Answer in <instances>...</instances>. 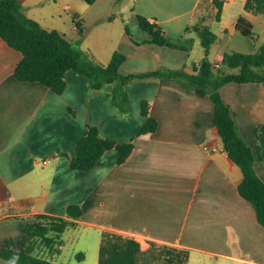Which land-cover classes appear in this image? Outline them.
<instances>
[{
    "label": "crops",
    "instance_id": "1",
    "mask_svg": "<svg viewBox=\"0 0 264 264\" xmlns=\"http://www.w3.org/2000/svg\"><path fill=\"white\" fill-rule=\"evenodd\" d=\"M20 1L28 16L63 32L64 13L70 11L78 20L101 0ZM236 1L225 0L220 21L215 8L214 15H202L203 0H133L128 18L123 8L117 14L111 11V6H118L111 2L106 15L93 25L106 22L105 31L121 21L122 32L113 45L112 38L110 43L96 38L89 49L101 63H108L116 50L125 53L120 66L124 74L161 69L193 72L194 64L206 55L204 51L191 60L194 47L202 46L198 33L187 30L193 25L205 23L211 28L216 21L220 32L229 35V44L238 42L235 51L256 50L239 35L236 21L244 15L255 27L257 19L264 23L260 17L264 14L246 10V0H241L240 10L228 22L225 14L236 8ZM138 15L160 23L169 39L184 48L150 42ZM216 46L217 42L208 53L213 62L220 61L212 60ZM21 58L22 53L0 36V245L13 238L23 247L29 240L23 228L36 214L65 215L68 204L79 203L84 213L64 234L81 223L100 228L95 247L99 259L102 234L109 231L134 237L147 247L155 242L187 249L188 264L193 260L201 264L213 256L264 264V228L254 205L238 191L243 172L224 150L209 95L200 96L178 78L137 79L127 85L132 111L125 114L108 91L91 88L88 78L74 70L67 72L63 93L40 82L17 79L15 67ZM222 95L255 150V167L264 180V81L228 83ZM144 99L150 100L159 126L138 135L146 121L141 111ZM89 123L105 137L134 141L125 162L119 164V153L112 149L91 170L71 166ZM238 249L244 256L236 255ZM42 253L51 257L45 250ZM61 253L54 257L57 262ZM0 264L17 263L0 257Z\"/></svg>",
    "mask_w": 264,
    "mask_h": 264
},
{
    "label": "trees",
    "instance_id": "2",
    "mask_svg": "<svg viewBox=\"0 0 264 264\" xmlns=\"http://www.w3.org/2000/svg\"><path fill=\"white\" fill-rule=\"evenodd\" d=\"M85 1L94 3L96 0ZM213 2L217 8L215 18L220 21L225 0ZM245 9L264 14V0H246ZM138 19L140 26L151 35L150 42L184 48L169 39L160 23L151 21L144 15H138ZM191 28L198 33L206 53L199 64H194L193 72L161 69L124 74L120 71V66L126 60L125 53L116 50L108 63H101L90 50L77 47L60 30L48 29L28 16L20 0H0V36L22 53V58L15 67V76L19 80L40 82L57 93H63L67 87V72L74 70L88 78L91 88L108 91L113 102L125 114L132 111L126 87L137 79L178 78L200 96L209 95L214 104L215 124L224 150L243 172L238 191L254 205L258 221L264 228V180L255 167V150L241 133L235 113L222 95V87L228 83L264 81V42L253 52L235 51L225 54L219 62H213L208 53L218 40V35L205 23L193 25L187 30ZM236 29L256 41L254 25L244 15L238 17ZM141 108L146 121L138 135L156 131L159 120L151 114L150 100L144 99ZM134 148L133 140L118 141L105 137L98 126L89 123L87 133L77 142V154L71 158V166L81 171L91 170L104 153L112 149L119 153L118 163L121 164ZM83 213L81 204L70 203L65 215L36 214L23 228L29 238L28 242L23 247H18L15 239H8L5 245H0V257L17 264H60L54 257L62 251L65 243L63 234L69 227L76 225L75 220L81 218ZM152 246H157V243L152 242L151 248L144 250L140 241L134 237L104 231L99 264H153L151 258L162 252L160 249L157 252ZM44 250L51 257L42 253ZM166 252L171 256L170 261L188 264L189 250L169 247ZM76 256L82 258L83 253L78 252Z\"/></svg>",
    "mask_w": 264,
    "mask_h": 264
},
{
    "label": "rangeland",
    "instance_id": "3",
    "mask_svg": "<svg viewBox=\"0 0 264 264\" xmlns=\"http://www.w3.org/2000/svg\"><path fill=\"white\" fill-rule=\"evenodd\" d=\"M133 0H101L97 4H95L92 8L87 9L84 11V14L81 15L78 20L75 19V16L72 12H67L63 14V17L61 19L60 28H62L63 32L66 34V37L71 40L77 47L81 48L82 50H90L89 49V43H92L96 38L104 41L106 39L107 43H110V38L113 40V43L116 42V38L120 32H122V24L121 21L117 22V24L114 25L113 29L111 30H103V25H107L106 22H103V25H100L96 27V25H93L96 20L101 15H106V6L111 2H118L117 7H110V10L113 11L115 14H117L120 9H125V16L126 18L130 15V8L129 6L132 4ZM208 2V4H206ZM203 5L205 6L204 13L202 15L211 16L214 15L213 9H217L216 5L212 0H203ZM241 8V0L236 1V8L232 10H228V12L225 14V18L228 22H230L231 17L234 16ZM211 10V11H210ZM264 19V16H260ZM198 19V16L196 17ZM260 18V19H262ZM99 20V19H98ZM196 19H194L195 21ZM210 19H208V22ZM99 24L101 21H97ZM254 27L255 31V40L254 41L251 37L243 35L241 32L239 35L247 39L248 43L254 47L259 46L264 42V23H261L259 19H257ZM79 25V27L76 26ZM117 26L119 28H117ZM125 26H129L128 20H126ZM133 28V24L131 25ZM209 26V25H208ZM210 27V26H209ZM211 28L220 35V38L218 39L217 46L213 51L212 60H215L218 58L219 60H222L224 52L232 53L237 50L238 42L235 40H232V43L230 42L228 37L229 35H226L224 32H220V27L217 24L216 21L212 22ZM99 35V36H97ZM105 42V41H104ZM104 44V43H103ZM203 46H200L197 44L194 47V50L191 55V60L198 59L201 54L204 53ZM227 54V53H226ZM206 56V55H205ZM127 91L128 88L126 87ZM130 96V95H129ZM131 98V97H130ZM133 99V98H132ZM132 104V102H131ZM100 229V228H99ZM99 229L93 228L90 225H87L86 223H81L78 225V227H72L68 232L64 234V238L66 237V243L62 247V253L58 258L59 262H67L68 264H99V258L98 255L95 253V247L99 245V235L98 231ZM142 245H145L146 248L144 250L151 248V244L149 247L145 243ZM154 250L158 252L160 249L162 254L156 255L155 258H151V261L153 264H177L175 262L170 261V255L168 252L169 246L157 244V246H152ZM78 252L83 253L82 258H78L76 254ZM160 252V253H161ZM236 255L244 256L243 253H240L239 249L235 251ZM248 258V257H247ZM191 264H198L196 261H192ZM201 264H245L241 261H237L235 259H226V258H217V257H210L206 262H203ZM251 264V263H249Z\"/></svg>",
    "mask_w": 264,
    "mask_h": 264
},
{
    "label": "built area",
    "instance_id": "4",
    "mask_svg": "<svg viewBox=\"0 0 264 264\" xmlns=\"http://www.w3.org/2000/svg\"><path fill=\"white\" fill-rule=\"evenodd\" d=\"M214 150H216V148H214Z\"/></svg>",
    "mask_w": 264,
    "mask_h": 264
}]
</instances>
